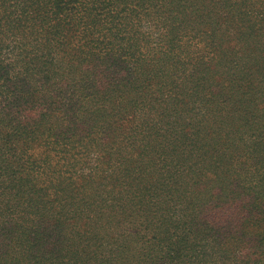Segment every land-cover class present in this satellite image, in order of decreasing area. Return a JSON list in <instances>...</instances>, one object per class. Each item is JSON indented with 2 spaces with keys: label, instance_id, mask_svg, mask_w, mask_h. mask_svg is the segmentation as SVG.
<instances>
[{
  "label": "trees",
  "instance_id": "trees-1",
  "mask_svg": "<svg viewBox=\"0 0 264 264\" xmlns=\"http://www.w3.org/2000/svg\"><path fill=\"white\" fill-rule=\"evenodd\" d=\"M0 264H264V0H0Z\"/></svg>",
  "mask_w": 264,
  "mask_h": 264
}]
</instances>
